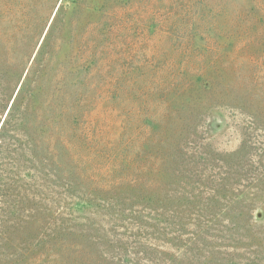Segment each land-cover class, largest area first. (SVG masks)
Segmentation results:
<instances>
[{
    "label": "rangeland",
    "instance_id": "obj_1",
    "mask_svg": "<svg viewBox=\"0 0 264 264\" xmlns=\"http://www.w3.org/2000/svg\"><path fill=\"white\" fill-rule=\"evenodd\" d=\"M262 36L264 0H0V60L27 61L0 124L28 71L22 139L46 124L45 215L9 264H264Z\"/></svg>",
    "mask_w": 264,
    "mask_h": 264
},
{
    "label": "trees",
    "instance_id": "obj_2",
    "mask_svg": "<svg viewBox=\"0 0 264 264\" xmlns=\"http://www.w3.org/2000/svg\"><path fill=\"white\" fill-rule=\"evenodd\" d=\"M253 44L257 63L264 64V43ZM86 53L84 51V56ZM18 63L19 61L13 64L5 59L0 60V120L10 100L14 82L21 78L22 70L27 65L26 60L21 62V66H18ZM92 63L88 57L82 61L80 88L84 93L94 89V82L91 81L94 72ZM247 73L256 77L259 67L256 66L252 72ZM30 74V71L26 73L18 94L0 124V264L11 263L12 260L7 257L8 253L23 250L28 245L23 240L25 235L31 228L39 226L41 218L45 215L46 124H34L28 141L22 139L19 131L21 123L18 117L22 113L19 110L26 104L22 94L31 85ZM32 87L30 89H33ZM84 96L85 94H81L77 98H71L66 104V140L70 146L77 144L82 114L80 109L86 102ZM29 98L31 100L32 95Z\"/></svg>",
    "mask_w": 264,
    "mask_h": 264
}]
</instances>
